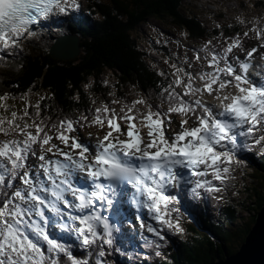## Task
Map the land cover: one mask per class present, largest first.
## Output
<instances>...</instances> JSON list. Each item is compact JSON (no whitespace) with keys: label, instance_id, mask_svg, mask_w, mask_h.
<instances>
[{"label":"snow or ice","instance_id":"1","mask_svg":"<svg viewBox=\"0 0 264 264\" xmlns=\"http://www.w3.org/2000/svg\"><path fill=\"white\" fill-rule=\"evenodd\" d=\"M80 8L79 0H0V60L36 35L34 25ZM250 31L261 43L247 50L246 58L234 55L243 49L237 35L228 38L222 53L205 45L206 55H195L196 61H206L207 71L194 74L173 64V79L163 89L166 109L165 100L154 107L141 97L124 115L105 104L91 118L51 123V117L42 116L40 102L33 105L25 96L21 112L0 115V264H90L92 251L83 258L74 255L71 244L53 237L52 227L74 234L82 249L97 246L94 264H105L100 259L106 256L104 245L113 247L120 231L116 225L126 214L125 185L134 190L136 209H147L159 225L146 228L161 241L164 229L184 231L180 197L171 194L181 188L180 170L196 178L186 181L194 185L193 198H202L201 190L221 198L216 194L240 164L237 152H264V72L250 71L254 54L264 48V30ZM8 99L0 95V102ZM137 105L146 108L139 116ZM0 108L8 112L9 106L0 103ZM173 114L180 117L174 134ZM85 126L107 131L92 145L78 131ZM32 158L38 162L35 169ZM78 174L87 186L77 184Z\"/></svg>","mask_w":264,"mask_h":264},{"label":"trees","instance_id":"2","mask_svg":"<svg viewBox=\"0 0 264 264\" xmlns=\"http://www.w3.org/2000/svg\"><path fill=\"white\" fill-rule=\"evenodd\" d=\"M250 1L258 11H264V0ZM79 2L82 17H77L81 19L76 18L65 27L80 38V52L76 58L58 59L50 54V47L33 44L28 39L23 41L22 49L4 54L5 58L0 60V95L7 94V102H17L28 94L45 93L39 102L42 116L51 117V123L64 117L77 119L87 115L91 118L99 109L97 105L108 104L113 108L111 101L116 99L129 106L143 97L154 107L165 100L164 109L167 108L163 89L172 81V72L156 65L152 55L162 56L170 65L176 60L161 31L148 35V31L142 32V26L150 25L152 20L161 23L163 30L181 32V37L188 41L219 44L239 35L245 47L243 28L244 23H249L248 16L243 22H226L225 16L220 14L219 20L209 22L202 19L187 0ZM244 3L240 5L243 11L248 9L250 2ZM161 27L150 26L154 31ZM108 72L115 81L104 78ZM161 72L165 75H159ZM176 117L179 116L173 114V119ZM257 167L255 172H245L244 178L249 180L247 185L241 187L229 180L231 187L226 188V201L216 221L206 220L205 209H201L203 233L181 220L183 232L167 230L162 233L163 244H150L152 249L147 251L148 255L144 254L141 259L127 254L126 262L119 264H212L219 258L225 259L227 253L235 254L246 241L264 205V157ZM255 178L257 181H253ZM239 196L245 197L240 200ZM245 212L253 216L244 219ZM103 250H106V260L112 254L120 255L107 245ZM138 251L141 252L140 248ZM97 258L92 255L91 264Z\"/></svg>","mask_w":264,"mask_h":264},{"label":"rangeland","instance_id":"3","mask_svg":"<svg viewBox=\"0 0 264 264\" xmlns=\"http://www.w3.org/2000/svg\"><path fill=\"white\" fill-rule=\"evenodd\" d=\"M244 2L245 3L250 2L249 6H248L249 10L248 9H246L244 11L241 10L242 8L240 7V5H241V3H244ZM251 3L252 2L250 0H187V4H189L193 8H196L197 12L200 13L201 18L207 19L209 22L214 21V20H219V17H217V16L220 14H222V16H225L224 21H226V22H233V20H235V21L241 20V22H243V21H245V19L247 20V16H248L249 24H247L245 26V30L249 33L252 32V31H250V29H254L257 26L259 28H264V11H258L255 8V6L250 5ZM151 24H153L154 27H156V26L158 27L161 25V23L156 22L154 20L151 21ZM150 29H151L150 25L142 26V32H144L145 30H146V32L148 31L147 35L152 34L153 32H155L156 34L158 33V30L157 31L153 30L151 32ZM162 29H163V27L160 28V30H162ZM177 32H179V31H177ZM179 33H181V32H179ZM55 35H57V34H55ZM164 36L165 37L167 36L165 31H164ZM255 36H256V34H255ZM178 38H179V36H178ZM43 39L46 40L47 44L49 43L48 37L45 36V37H43ZM168 41L170 42V40H168ZM183 42L185 44L184 49L181 48V47H183V46H181V41H174L173 43L170 42L169 51L171 52L173 59L183 60V62H185V60L193 61L195 56L193 55V52H191L189 50V49H192L190 47L193 43L186 42V41H183ZM49 45H51V43ZM259 45H260L259 40H257V46L259 47ZM186 47H188V48H186ZM261 49H263V48H261ZM192 50H194V49H192ZM240 57L244 58L245 55L240 54ZM152 58L162 68L163 67H166V68L170 67L167 64L166 60H164L163 58L156 56V55H152ZM202 61H203V59L201 61H196V64H200V63H202ZM203 68L206 69V64L203 65ZM104 78L108 81H110V80L115 81L111 72H108L104 76ZM196 83L199 84L200 82L196 81ZM45 96H46L45 93L38 92V93L28 94L26 97H27L28 101H30L34 105L36 102H39L41 100V97H45ZM134 97H135V99H137L136 98L137 96H134ZM116 100L118 101V99H116ZM25 102L26 101L24 98L20 99V101H17V102H7V101L6 102H0V103H6L9 106L8 112H5L3 108H0V115L7 116V114H9L13 110L21 112L25 106ZM127 106H128V103L123 102V101H119L118 103L113 105V108L116 110V112L118 114L124 115V113L127 111ZM102 108H103V106H100V109H102ZM144 111H146V108L143 105H138L137 110H135L137 116H139ZM103 131H105V129L97 130V131H95V133H93V135L95 136L96 133L101 135L103 133ZM172 131H175V130H172ZM98 138H100V137H98ZM98 138H96V140L92 141V139H94V138L90 137V138H87V140H89V142L92 145H95ZM245 172L247 173V171H245V170L244 171L241 170L239 172V176L237 177L239 179V183H240L239 186H241V185L244 186V184L247 185V183L249 184V182H248L249 180L247 178H244ZM253 181H257V178H255ZM244 197L245 196H243V197L239 196L240 200L244 199ZM242 216H244V219H246V218H249L250 216H253V213L245 212L242 214Z\"/></svg>","mask_w":264,"mask_h":264},{"label":"water","instance_id":"4","mask_svg":"<svg viewBox=\"0 0 264 264\" xmlns=\"http://www.w3.org/2000/svg\"><path fill=\"white\" fill-rule=\"evenodd\" d=\"M79 46L73 42L72 46H65L61 49L60 44L53 47L51 55L53 57L71 60L79 55ZM255 225L247 236L246 241L240 246L238 251L229 255L225 259H218L212 264H264V205L255 217Z\"/></svg>","mask_w":264,"mask_h":264}]
</instances>
